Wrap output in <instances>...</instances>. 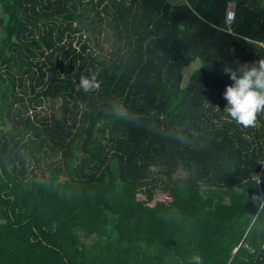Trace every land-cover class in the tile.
Here are the masks:
<instances>
[{
	"label": "trees",
	"instance_id": "1",
	"mask_svg": "<svg viewBox=\"0 0 264 264\" xmlns=\"http://www.w3.org/2000/svg\"><path fill=\"white\" fill-rule=\"evenodd\" d=\"M259 58L264 0H0V264H264V112L222 95Z\"/></svg>",
	"mask_w": 264,
	"mask_h": 264
},
{
	"label": "clouds",
	"instance_id": "2",
	"mask_svg": "<svg viewBox=\"0 0 264 264\" xmlns=\"http://www.w3.org/2000/svg\"><path fill=\"white\" fill-rule=\"evenodd\" d=\"M223 71L231 80V83L225 85L222 93L226 101L223 111L238 125L254 126L257 114L264 112V58H259L251 64L237 63L235 67L226 64ZM98 84L97 74L91 71L89 75L82 76L79 80V87L85 92L95 89ZM107 111L116 119L128 122L137 120L133 113L115 101L110 102ZM166 134L181 143L186 142L187 139L178 131H170ZM253 200L257 201L259 210H264L260 208V205L264 204V199L254 196ZM251 231L254 232L255 228L252 227ZM187 264H202L201 257L192 254L188 258Z\"/></svg>",
	"mask_w": 264,
	"mask_h": 264
},
{
	"label": "rangeland",
	"instance_id": "3",
	"mask_svg": "<svg viewBox=\"0 0 264 264\" xmlns=\"http://www.w3.org/2000/svg\"><path fill=\"white\" fill-rule=\"evenodd\" d=\"M198 64L197 63H194V64H192V65H190V66H188L186 69H185V71H184V79H183V84H185L186 83V81H187V78H188V76H189V73L192 71V69H194L196 66H197ZM46 106L48 105V103L47 104H45ZM48 108V107H47ZM162 193L160 192V191H158L157 193H156V195H161Z\"/></svg>",
	"mask_w": 264,
	"mask_h": 264
},
{
	"label": "built area",
	"instance_id": "4",
	"mask_svg": "<svg viewBox=\"0 0 264 264\" xmlns=\"http://www.w3.org/2000/svg\"><path fill=\"white\" fill-rule=\"evenodd\" d=\"M232 9L233 8L231 6H229V8L227 9V12H226L227 21H230L233 18V10Z\"/></svg>",
	"mask_w": 264,
	"mask_h": 264
}]
</instances>
